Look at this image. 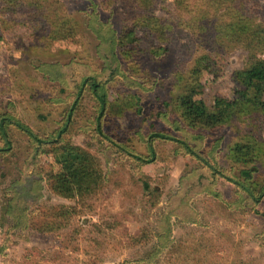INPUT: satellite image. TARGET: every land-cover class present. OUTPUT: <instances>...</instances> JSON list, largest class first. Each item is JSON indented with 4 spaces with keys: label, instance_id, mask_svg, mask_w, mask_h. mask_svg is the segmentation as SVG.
<instances>
[{
    "label": "rangeland",
    "instance_id": "obj_1",
    "mask_svg": "<svg viewBox=\"0 0 264 264\" xmlns=\"http://www.w3.org/2000/svg\"><path fill=\"white\" fill-rule=\"evenodd\" d=\"M38 1H0V113L50 137L76 100L77 76L98 75L110 99L102 120L108 138L91 98L64 138L101 160L104 181L86 203L55 194L49 180L60 166L44 152L27 169L33 149L13 133L10 162L0 157V245L15 191L29 190L34 173L43 188L39 199L25 198L27 227L10 232L0 264H146L161 248L168 213L172 239L149 264H264V199L254 205L226 178L245 182L242 172L256 168L251 184L264 183V110L245 103L248 88L237 76L264 59V0H42L45 13ZM56 9L74 36L51 34L47 16ZM128 31L138 41L126 53L118 41ZM155 46L168 52L157 57ZM202 56L211 70L201 69L197 99L211 108L219 97L240 102L217 131L189 127L178 111ZM157 133L190 140L215 169L173 141H152ZM151 144L156 158L141 165L136 157L151 158ZM238 144L253 147L252 163L236 160ZM55 206L78 211L56 224L46 219ZM41 221L52 230H36Z\"/></svg>",
    "mask_w": 264,
    "mask_h": 264
},
{
    "label": "trees",
    "instance_id": "obj_2",
    "mask_svg": "<svg viewBox=\"0 0 264 264\" xmlns=\"http://www.w3.org/2000/svg\"><path fill=\"white\" fill-rule=\"evenodd\" d=\"M4 1V0H0ZM9 3H15L17 0H7ZM38 5L42 12H47L44 10V3L42 0L38 1ZM14 9H10L9 12H13ZM60 9H56L52 15L47 16L48 20L52 24L51 34H56V37L69 38L75 35L76 29L71 21L67 18L60 16ZM241 26V23H237ZM236 25V27H237ZM56 32V33H55ZM136 35L134 31H128L124 36L118 41L122 49L127 53L132 50L133 46L137 43ZM113 41H111L112 43ZM114 43V42H113ZM168 50L164 47L155 46L153 47V55L160 57L164 56ZM211 61L208 56H202L197 61V65L191 74V80L193 85L186 90V92L178 100V111L180 116L186 122V124L193 129H202L205 131H217L219 128L224 126L229 119L231 113L235 108L238 107L239 101L230 100L227 98L219 97L213 108L209 107L205 101L197 99V87L200 86V73L201 69L211 70ZM238 80L247 86V91L241 93L245 103H252L257 107L264 110V59H259L253 63L247 70L238 72ZM77 96L76 100L73 102L72 106L65 115L64 123L62 127L56 131L50 137H41L35 133L30 127L25 125L18 116L0 113V157L7 159L10 162L11 152L14 150V141L12 139L13 133H21L28 139L29 150L31 155L25 161L27 169L32 166V162H36V158L40 153L47 152L52 155L55 162L60 166V170L52 173L49 183L52 191L67 199H76L80 203H86L88 199L93 198L100 191V187L104 181V170L102 167L101 160L97 158L93 153H91L86 148L79 145L73 144L71 141H67L64 138L70 129L73 127L75 122V117L78 116L83 110V101L86 98H91L95 100L97 105L96 123L98 126L99 133H102L106 138L107 135L103 132V118L106 116V112L110 105L109 94L107 92V83L103 82L102 79L97 75L92 77H86V75L77 76ZM256 91V97L251 98L249 91ZM168 106V104H167ZM152 141L155 138H160L163 140H169L175 142V144L182 150L199 158L207 167L215 169V167L205 159L195 147L191 144L190 140H183L176 137L169 136L164 133H157L151 136ZM152 157L137 156L136 159L141 165L147 162H152L156 158V153L151 144ZM253 147L238 144L234 149V156L238 162H244L246 164L252 163ZM257 169L244 170L242 176L246 180L245 182L237 177L226 178L235 183L239 188L247 194L248 199H251L254 205H258L264 199V183L261 187L255 188L251 181L253 180L254 172ZM33 176H28L30 189L23 188L22 192L15 191V196L10 200L9 205L6 208V214L9 216L6 219L7 226L9 228L6 231V240L4 244L0 245V255L3 256L8 250V241H10V232L14 229L26 228L28 221L26 216V211L28 210V204L25 198L33 195L36 199H39L41 194L42 178H36L39 175L34 173ZM23 178H19L16 184L23 183ZM40 186V189L38 188ZM147 189L151 190L150 186L147 185ZM28 191V192H27ZM156 193V197L153 199L154 203L152 206H156V201L160 195L156 190L151 195ZM78 208H70L65 206H55L48 211L47 220L51 222L55 221H68L77 214ZM173 212V211H172ZM58 222H55L56 224ZM164 235L161 237V248L155 253L150 254L148 260H144V263L149 264L155 255L160 254L168 244L173 236V230L170 224V213L165 216L162 221ZM35 229L41 233H46L51 231L46 224V222L41 221L39 224H34ZM59 228H65L62 224L58 225ZM141 262V261H140ZM141 264V263H139Z\"/></svg>",
    "mask_w": 264,
    "mask_h": 264
}]
</instances>
